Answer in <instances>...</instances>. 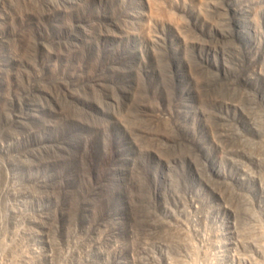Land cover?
I'll return each instance as SVG.
<instances>
[{
    "label": "rangeland",
    "instance_id": "374dc122",
    "mask_svg": "<svg viewBox=\"0 0 264 264\" xmlns=\"http://www.w3.org/2000/svg\"><path fill=\"white\" fill-rule=\"evenodd\" d=\"M0 264H264V0H0Z\"/></svg>",
    "mask_w": 264,
    "mask_h": 264
}]
</instances>
